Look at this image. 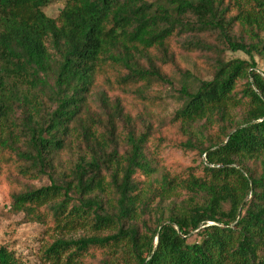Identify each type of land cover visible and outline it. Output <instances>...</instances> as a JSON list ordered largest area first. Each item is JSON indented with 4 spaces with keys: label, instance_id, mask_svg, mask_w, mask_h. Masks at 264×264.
Listing matches in <instances>:
<instances>
[{
    "label": "trees",
    "instance_id": "16d2710c",
    "mask_svg": "<svg viewBox=\"0 0 264 264\" xmlns=\"http://www.w3.org/2000/svg\"><path fill=\"white\" fill-rule=\"evenodd\" d=\"M51 1L0 0V178H48L10 196L58 231L43 260L264 264V0ZM179 45L208 77L174 82ZM175 83L180 170L160 168L156 120L111 96ZM0 264L22 263L0 245Z\"/></svg>",
    "mask_w": 264,
    "mask_h": 264
},
{
    "label": "rangeland",
    "instance_id": "374dc122",
    "mask_svg": "<svg viewBox=\"0 0 264 264\" xmlns=\"http://www.w3.org/2000/svg\"><path fill=\"white\" fill-rule=\"evenodd\" d=\"M66 0H52L44 7L47 15L56 17L59 10L64 6ZM155 1V0H152ZM176 52V60L169 64L167 71L174 82L180 72L189 69L193 74L199 77H208L209 69L205 56L200 50L188 52L180 45ZM245 57L241 52H227V57ZM258 67L264 71V62L256 58ZM174 87L157 86L146 93V97L154 96L153 99H143L141 95L133 92L121 93L115 91L111 96L118 95L122 99V105L132 116H138L143 119L156 120L157 130L153 133L156 136H163L167 142L166 149L163 151L160 168L171 167L173 169H182L190 163L191 155H181L174 146L179 141L180 133L169 124V119L173 114L178 102L175 100ZM48 183L46 176L38 178L25 177L14 173H7L0 178V245H6L14 250L16 256L22 264H49L41 257V251L44 246L58 235V231L48 223H39L28 221L24 214L15 212L11 209V193L23 187L39 186ZM87 234L83 230L72 231L69 235L79 236ZM66 235V234H65ZM68 235V234H67ZM191 237L190 239H193ZM92 256H87L85 264H101L95 250Z\"/></svg>",
    "mask_w": 264,
    "mask_h": 264
}]
</instances>
